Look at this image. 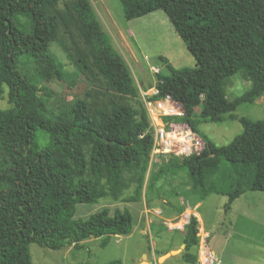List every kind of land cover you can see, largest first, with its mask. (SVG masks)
I'll return each instance as SVG.
<instances>
[{"label": "trees", "instance_id": "obj_1", "mask_svg": "<svg viewBox=\"0 0 264 264\" xmlns=\"http://www.w3.org/2000/svg\"><path fill=\"white\" fill-rule=\"evenodd\" d=\"M58 2L0 0V85L8 87L10 103L0 110V264H32V243L58 250L83 248V241L95 238L105 247L113 237L132 234L128 209L112 214L104 208L83 220L75 218L76 205L98 203L108 192L120 198L130 185L141 198L152 159L154 131L145 108L140 112L117 100L136 97L139 89L91 1L74 0L68 20L56 12ZM120 2L127 20L164 10L195 57V67L158 72L156 86L158 97L170 94L181 104L182 120L198 133L201 123L235 119L240 105L264 96V0ZM53 41L81 73L102 77L112 98H79L51 115L40 81L66 76L65 63L51 50ZM238 73L252 85L230 101L225 85ZM239 121L243 133L229 144L217 146L200 133L204 152L171 156L165 164L169 174L185 167L202 197L228 195L226 210L247 191H264V119ZM198 226L193 216L181 254L185 264L196 263ZM162 254L156 250L157 258Z\"/></svg>", "mask_w": 264, "mask_h": 264}, {"label": "rangeland", "instance_id": "obj_2", "mask_svg": "<svg viewBox=\"0 0 264 264\" xmlns=\"http://www.w3.org/2000/svg\"><path fill=\"white\" fill-rule=\"evenodd\" d=\"M73 1L59 0L55 7L56 12L68 20V10ZM90 1L101 25L111 38L115 49L122 55L139 89V95L136 97L119 96L117 100L120 102H125L141 112L145 107L140 91H148L157 84L155 70L164 75H172L183 67L196 66L195 57L187 49L164 10L127 20L120 0ZM62 29L66 30L65 26ZM66 34L69 36L68 32ZM73 35L77 38L78 31L73 29ZM51 50L66 65V76L63 81L50 79L43 83L40 81L39 84L40 87H46V92L49 93L45 102L51 115L67 111L72 102L79 98H84L88 102H103L112 98L113 95L107 91L102 77L81 73L57 42L51 43ZM164 56L170 58L171 62L167 64L162 59ZM251 85V82L245 80L240 73L232 75L225 85L226 97L230 101L235 100L248 91ZM8 92L6 85H0V110L10 108ZM234 115L235 119H226L223 122H203L199 125V131L217 146L229 144L243 133L244 127L239 118L246 117L252 121L264 119V96L259 97L254 103L240 105ZM38 133L42 134L40 131ZM40 140L42 141V138ZM159 157L166 164L168 158ZM158 159L152 158L150 165H156ZM153 170V175L161 174V178L154 183L155 188L152 183L150 184L152 188L150 186L148 190V193L151 192L146 203L149 208L151 206H158L161 210L166 208L167 212L164 215L166 218L172 209L167 208L162 198L167 197L176 206L180 205L177 193L186 190L183 181L189 179L188 170L185 167L178 170L174 168L173 170L177 172L169 174L165 165L162 169L157 165ZM152 173L149 171L148 178ZM107 184V179H104L102 187L106 190ZM145 188L146 190L148 188L147 182ZM195 198L201 201L197 210L203 217L206 230L210 232V245L222 258L223 264H264V191H247L237 198L228 210L225 208L228 202L226 194L212 193L203 198L198 196ZM142 199V196L136 198V187L130 185L120 198L108 192V195L98 203H78L75 218L87 219L90 214L104 208L110 209L113 214L117 208L125 209L126 206L140 203ZM144 222L145 219L136 218L139 229L144 228ZM48 225L52 226L53 223L48 222ZM156 225L161 229L159 234L151 229H146L143 233L141 230L134 231L128 236L118 238V241L113 237L105 247L100 245L101 239L95 238L83 241V248L67 246L58 250L32 243L30 244L32 264H105L114 260H121L122 264H135L137 260L143 259V252L147 248L153 249L155 246L154 249L165 252L176 246V238L182 237L180 232H175L171 236L168 231L170 229L162 218L158 219ZM148 251L150 255H147L146 260L154 258L150 248ZM164 264L185 262L181 257L174 255Z\"/></svg>", "mask_w": 264, "mask_h": 264}, {"label": "built area", "instance_id": "obj_3", "mask_svg": "<svg viewBox=\"0 0 264 264\" xmlns=\"http://www.w3.org/2000/svg\"><path fill=\"white\" fill-rule=\"evenodd\" d=\"M154 69V68H153ZM159 70H155L158 73ZM154 142L151 157H188L199 155L206 149V141L188 122L182 120L186 114L181 104L170 94L159 95L156 87L140 91ZM191 222L190 214L182 215L179 220H165L171 230H185ZM197 260L194 264H223L222 258L210 245L209 232L198 229Z\"/></svg>", "mask_w": 264, "mask_h": 264}, {"label": "crops", "instance_id": "obj_4", "mask_svg": "<svg viewBox=\"0 0 264 264\" xmlns=\"http://www.w3.org/2000/svg\"><path fill=\"white\" fill-rule=\"evenodd\" d=\"M164 58H166L167 60V64L170 61V58H167L164 56ZM169 60V61H168ZM157 85V84H156ZM156 85L154 87H156ZM200 134V133H199ZM201 135V134H200ZM160 159L159 156H156ZM154 157L153 160L156 158ZM169 158V157H168ZM157 160L156 161V165L154 166H151L150 165V168H149V171L152 173L154 170V167H156L158 165V167L160 169L163 168V166L165 165L164 161H162L161 159L160 160ZM162 167V168H161ZM152 168V169H151ZM151 169V170H150ZM148 171V173H149ZM172 174H175V173H172ZM161 176H158V175H153L152 173V176H150L148 178V174H147V178H146V182H147V190L146 188L144 187L143 189V195H142V201L140 203H134L133 206H126L125 209H128L132 216H133V219H134V228H133V232L134 231H139L141 230L142 233L145 232L146 229H151L152 231H155L157 232L158 234L160 233L161 229L159 226L156 225V223L158 222V219L162 218L163 220H179V218L184 215V214H190L191 218L194 216L197 218L198 222H199V226H198V229H202V230H205L207 232H209L208 230H206L205 226H204V221H203V217L202 215L198 212L197 208H199V206L201 205V201L197 200L195 197H200V198H203L200 194H198L195 190H194V187H193V183H192V180L189 178L187 181H183V184L186 185V190L185 192H178L177 194L179 195V203L180 205L179 206H176L174 203L170 202L169 198L167 197H163L162 198V202L167 204V208H171L172 209V213L169 212V214L167 215V217L165 218L164 215H166V208L164 209H159L158 206H151L150 208L147 206L148 204L146 203L147 201V197L150 195L149 192L148 193V190L150 188V184L152 183L153 184V188H155V182H158L160 180ZM154 180V181H153ZM152 188V186H151ZM152 190V189H150ZM186 201V202H185ZM191 204L193 205V207H191ZM123 210V209H122ZM163 213V214H159V213ZM136 218H138L139 220L142 218V219H145V222L143 223V225L145 224L144 228H141L139 229V223L136 224ZM169 231V234L171 236H173L175 234V232H180L182 237L181 238H176L175 239V244L176 246L175 247H172L171 249L167 250V251H162L164 252V254L168 253V252H171V251H175V250H180L178 251V253L180 254H175V256L177 257H181V254L183 253L184 251V248H185V243H184V238H185V235H186V229L185 230H168ZM210 234V232H209ZM120 237H123V236H117V241L119 240L118 238ZM184 246V247H183ZM151 248V247H149ZM149 248H147V250H145L143 253L144 255H150L149 254ZM154 248H156L154 246ZM152 249L151 248V254L154 255V258L152 259H147L146 261L147 262H150L152 264H164L165 262H167L170 258H168L166 261H164L163 263H159L158 262V258L162 255H160L158 258H157V255H156V250L158 249ZM160 251V250H159ZM214 251L216 252V250L214 249ZM217 253V252H216ZM196 254H197V249H196ZM142 260H137L135 264H139Z\"/></svg>", "mask_w": 264, "mask_h": 264}, {"label": "water", "instance_id": "obj_5", "mask_svg": "<svg viewBox=\"0 0 264 264\" xmlns=\"http://www.w3.org/2000/svg\"><path fill=\"white\" fill-rule=\"evenodd\" d=\"M183 247H184V246H183ZM178 251H180V250L171 251V252H168V253H166V254L160 256V257L158 258V262H159V263H163V262L166 261L168 258H170V257L174 256L176 253H178ZM146 258H147V256L144 255L142 261H141L139 264H152V263H150V262H147V261H146Z\"/></svg>", "mask_w": 264, "mask_h": 264}]
</instances>
